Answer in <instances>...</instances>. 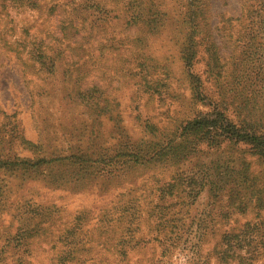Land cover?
Instances as JSON below:
<instances>
[{
    "label": "rangeland",
    "instance_id": "1",
    "mask_svg": "<svg viewBox=\"0 0 264 264\" xmlns=\"http://www.w3.org/2000/svg\"><path fill=\"white\" fill-rule=\"evenodd\" d=\"M94 1L0 0V159L6 155L53 159L75 150L91 156L109 153L128 139L174 134L198 112L208 110L191 100L179 59V37L175 35L178 0H161L170 18L151 34L141 22L125 23L131 12L126 0L117 4L103 0L107 10L116 14L112 18L113 13H109L106 20L96 19ZM244 1L247 6L259 3L209 0L211 29L225 72L232 70L230 59L237 58L248 43L242 36L255 30L243 28ZM227 20L231 26L223 27ZM261 52L264 56V50ZM203 70L204 64L198 59L192 71L205 82ZM145 71L150 76L148 84L141 81ZM206 86L214 91L212 82ZM146 124L154 126L153 134ZM17 132L38 145L40 151L30 154L20 146L11 137ZM222 151L219 156L205 150L200 162L223 160L226 156L233 160L242 152L250 163L249 170L264 174V166L242 146H223ZM186 164L180 167L182 172L198 173L194 161ZM160 167L136 170L134 181H125L133 193L126 194L113 183L102 195L94 189H51L41 181L21 183L0 171V190L7 189L6 209L0 213V264H49L57 252L55 240L58 236L65 238L73 218L81 211L91 215L88 236L94 241L85 248L88 254L82 264H117L112 246L118 231L109 229L99 234L92 229L103 208L128 198L136 199L135 214H141L140 220L131 224L137 231L130 242L128 264H218L213 247L224 232L264 221V210L248 207L244 215L234 214L226 224L217 222L212 230L210 225L205 227L204 220L210 211L211 216L217 213L219 206L209 205L206 192L187 199V189L178 197L159 202L157 190L179 171L166 165ZM222 200L225 202L224 197ZM33 205L55 208L56 225L43 237L21 239L19 219ZM163 206L169 208L163 211L164 219L175 221V227L163 230L165 233L148 215L151 211L159 214ZM259 259L263 261L258 264H264V254Z\"/></svg>",
    "mask_w": 264,
    "mask_h": 264
},
{
    "label": "trees",
    "instance_id": "2",
    "mask_svg": "<svg viewBox=\"0 0 264 264\" xmlns=\"http://www.w3.org/2000/svg\"><path fill=\"white\" fill-rule=\"evenodd\" d=\"M96 1L92 2L96 19L106 20V16L113 12L107 10V4L103 0ZM111 1L117 4L121 0ZM178 2L174 22L177 28L175 35L179 37V59L188 79L191 100L208 108L207 111L198 112L177 128L174 134L152 136L153 139H128L123 144H116L109 153L96 156L79 150L53 159L38 156L24 159L16 155H6L0 159V171L21 183L41 181L51 189L66 188L73 192L94 189L102 195L113 183L116 187L121 186L126 194L133 193L134 189L126 188L125 181L133 180L136 170L161 168L160 166L166 165L178 168L179 171L171 176L170 182L157 190V200L161 202L165 198L178 197L185 189L188 190L187 199H194L201 192H206L211 201L209 205L212 208L219 206L217 213L211 216L210 211L204 220L205 227L210 225L211 230L217 222L228 223L234 214L244 215L248 207L258 212L263 211L264 174L256 175L249 170L250 163L242 152L233 160L226 156L223 160L207 163H201L200 156L205 150L220 156L224 153L223 146L229 148L240 145L245 148V152L256 158L259 165L264 166V56L261 52L264 50V0L250 6L243 2L242 7L246 6L241 16L246 22L243 28L255 30L242 36L248 43L237 53V58L230 56L232 70L228 72H225L224 64L220 63V49L211 29L209 0ZM125 4L131 11L130 18L125 23L133 25L141 22L148 34L161 29L166 19L170 18L171 13L161 0H126ZM114 13L112 18H116ZM223 23V27L231 26L229 20ZM198 59L204 64L205 82L199 74L192 71ZM148 74L147 71L143 72V84L148 82ZM224 77L225 80H222ZM208 82H212L214 91L206 86ZM259 105L261 109H257ZM145 128L150 134L155 130L152 125L146 124ZM11 137L13 140L17 139L18 144L30 154L40 151L38 145L23 138L21 133L17 132ZM192 161L197 171L199 170L198 173L180 170L181 166L187 165V162L191 165ZM6 190H0V213L6 209ZM33 206L25 210L19 219L21 239L43 237L56 225L58 215L55 208ZM136 206V199L128 198L117 201L110 208H103L95 228L92 229L99 231V234H105L109 229L118 231L112 246L117 257L115 260H119L117 264H128L126 258L131 249L130 242L137 231L131 224L141 217V214H135ZM168 209L163 206L159 214L152 211L148 214L150 218H155L156 228H161L162 230L158 229L160 231L175 227L173 218L164 219L163 211ZM90 221L91 215L88 211L75 215L71 227L65 232V238L58 236L55 240V245L58 244L57 252L49 264L85 262L84 257L88 254L85 248L91 247L94 242L88 236ZM213 253L218 264L260 263L263 260L259 258L264 254V221L246 223L240 228L224 232L213 247Z\"/></svg>",
    "mask_w": 264,
    "mask_h": 264
}]
</instances>
